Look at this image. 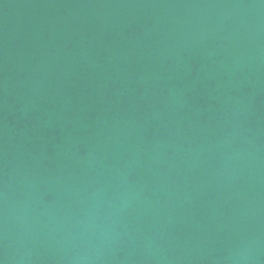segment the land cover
<instances>
[{
  "label": "water",
  "instance_id": "obj_1",
  "mask_svg": "<svg viewBox=\"0 0 264 264\" xmlns=\"http://www.w3.org/2000/svg\"><path fill=\"white\" fill-rule=\"evenodd\" d=\"M0 264H264V0H0Z\"/></svg>",
  "mask_w": 264,
  "mask_h": 264
}]
</instances>
